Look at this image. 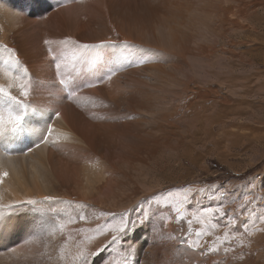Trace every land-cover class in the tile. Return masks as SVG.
<instances>
[{
	"label": "rangeland",
	"instance_id": "374dc122",
	"mask_svg": "<svg viewBox=\"0 0 264 264\" xmlns=\"http://www.w3.org/2000/svg\"><path fill=\"white\" fill-rule=\"evenodd\" d=\"M14 1L16 8L0 3V50L12 59L0 64L9 72L0 74V86L40 106L29 108L30 119L38 111L51 121L64 117L76 137L52 147L50 192L35 198L49 223L59 214L63 231L34 235L40 213L14 205L0 220L8 234L0 237V264H80V249L96 251L111 233L86 238L122 213L135 225L90 256V264H100L101 256L111 264H154L156 255L158 264H214L220 254L264 264V220L258 219L264 216V0ZM71 41L107 47L73 71ZM17 60L27 79L6 66ZM57 63L68 83L88 79L95 86L61 85ZM29 79V95L20 96ZM4 140L0 165L4 148L17 164L20 152ZM60 158L68 171L58 168ZM186 188L192 211L223 208L213 217L221 226L202 236L196 250L183 243L187 223L164 219L174 213L160 199L169 192L182 198ZM70 218L76 222L67 223ZM226 231L235 238L220 244L215 238ZM213 243L219 251H208Z\"/></svg>",
	"mask_w": 264,
	"mask_h": 264
},
{
	"label": "snow or ice",
	"instance_id": "6c2138e0",
	"mask_svg": "<svg viewBox=\"0 0 264 264\" xmlns=\"http://www.w3.org/2000/svg\"><path fill=\"white\" fill-rule=\"evenodd\" d=\"M45 43H50V41H45ZM62 43H69V41H62ZM72 45H76V47L73 49V55H72V64L71 67L73 71L81 64H87L94 62V60L100 58V53L97 51L98 49H103L107 47V45L99 44V45H90V44H79L77 45L76 41L70 42ZM127 48L128 46L125 45ZM9 53H11L12 50H7ZM122 60L126 59V57H121ZM64 61H61L63 63ZM142 62V61H141ZM61 63L56 64L57 69V76L60 77L59 83L61 85H66L70 89H82L84 87H94L95 82L92 80L85 79L83 83L76 84V83H68L67 78H65L60 73V67ZM10 71L14 72L16 74V77L19 78H26V70L20 65L19 61H15L14 63H8L6 65ZM116 74V70L113 69L106 73V76L108 79H111L113 75ZM74 79V77H73ZM31 88V81L29 79L28 85L21 84L20 85V96L27 97L29 95V90ZM74 91L70 92L68 99L72 98V95H74ZM30 105H26L22 100L18 98L16 95H12L9 93V91L4 88L3 86H0V138L4 137L6 134L12 135V136H19L20 134L26 133L30 131L28 127V121L26 120V116L29 113ZM58 116L59 113H56ZM48 135H51L52 129L49 127L47 129ZM41 142H48L47 137H43ZM39 146V145H37ZM3 176L6 177L7 173H3ZM3 182V177H0V183ZM190 188L184 189L185 195L181 198L178 194H174L172 192H169L167 194L161 195L160 199L163 200L164 206L168 207L174 215H169L165 217L164 219L171 220L174 219L177 224L181 223L182 221L187 223L188 225V236L189 239H185L183 241L184 244L187 245L188 248H191L192 250H196L200 248L201 241L200 238L204 235H211L217 228H219L221 225L214 221L213 217L216 215L223 214V208L218 209H204L201 211L194 212L191 209L186 207V204L190 201L191 197L188 195V193H191ZM45 200H51L50 197H45ZM22 204H26L31 206L28 210L32 212H39L40 213V219L36 222L34 225V235H39L44 230L49 231H63L65 227V223H61L59 221V214L53 215L50 219L56 220V224L49 223V213L48 212H41V210L38 207V201L36 200H27L21 202ZM159 203V201H157ZM7 209L9 210V214L16 211V208L13 205H7ZM77 208H86V205H76ZM49 211L52 213H56V209L51 207L49 208ZM205 213H212V216H207ZM5 216L4 211L2 208H0V220H3V217ZM87 217L84 213H81L78 216L79 220H85ZM77 218H70L67 223H75ZM141 219V217H137V220ZM259 220H264V216L258 217ZM194 221L200 225V228L195 229L193 231V223ZM136 221L129 220L128 219V213H122L119 215L118 220L113 221H107L103 226L98 227L96 230H94V235L91 237H87L86 239H95L99 235H105L107 233H111V239L108 242V244H111L112 242H118L121 234H126L127 231L131 229L132 226H134ZM231 220L225 222L223 225L225 228L230 227ZM232 236L235 238V234L230 233L226 231L224 233V237L221 238L217 236L215 239L220 244L228 243L230 244L231 241L229 237ZM195 237L194 242H190L191 238ZM68 239H71L69 236ZM242 243V241H241ZM108 244L101 245L96 251L88 253L83 248L80 249L78 255L76 256V260L80 262V264H90L89 257L90 256H97L100 252L106 251ZM67 245H65L66 247ZM209 252H215L219 251L218 246L213 243L208 248ZM61 259H64V248H61ZM100 264H111V261L108 257L101 256L100 258ZM124 264H130L129 261L125 260Z\"/></svg>",
	"mask_w": 264,
	"mask_h": 264
},
{
	"label": "bare ground",
	"instance_id": "6f19581e",
	"mask_svg": "<svg viewBox=\"0 0 264 264\" xmlns=\"http://www.w3.org/2000/svg\"><path fill=\"white\" fill-rule=\"evenodd\" d=\"M0 3H7V4L9 3V4H13V8L17 7L14 0H0ZM2 50L3 49H1L0 51ZM5 52L6 51L4 50L1 53H5ZM9 60H12L11 57L6 59V53H5V56H3V58L0 59V64L3 63V61H9ZM5 70L3 69L0 71V74L3 77L6 75L8 76L9 74V72L5 73L6 71H8V69L6 71ZM10 74L12 75V73ZM8 77H5L6 81ZM30 107L39 110L38 108L40 106H35L30 104ZM34 118H39V119L37 121H34ZM26 120L28 121V127L30 131L20 134L19 136H12V135L7 136L6 134L3 137V139H5L2 142L3 145H6V147L9 146L8 148H10L11 146L13 147L15 146V149H12V147L11 149L15 152H20V155L17 157L18 162L17 164H15L14 156L10 154L7 157H5L6 148H4L5 155L3 154V156L6 160V164L4 166L0 165V177H3V182L0 183V208H2L3 211L8 210L6 207L7 205L14 206L22 201L35 200V198L49 195L50 180L48 176L52 173V171L55 170V167L51 164V162H48V160H50V158L52 157V147L55 144L59 147H64L61 144L63 141L71 140L76 137L74 133L71 132L70 126L64 117H60L59 119L54 118V120L51 121L50 118H45V115H42L38 111L37 113L32 115V119L26 116ZM49 127L52 129L51 135H48L47 132V129ZM45 136L47 137L48 142H41L43 137ZM60 159L58 160V162L60 161L58 168L59 169L62 168V170L68 171L69 164L62 163L63 159L62 158ZM73 168L75 169L74 166ZM5 172L7 173L6 177L3 176V173ZM8 226L10 225L5 223L4 228L8 229L9 228ZM0 237H4V238L8 237V234H6V232H3L1 229ZM229 255L230 254H225L224 257L221 254L215 256L213 258L214 259L213 261L214 262L216 261V263L214 264H219V263L238 264L241 257L237 256L234 258L233 256L232 258ZM154 261H155L154 264L160 263V257L156 255ZM213 261L211 263H213ZM222 261H224L225 263H223Z\"/></svg>",
	"mask_w": 264,
	"mask_h": 264
}]
</instances>
